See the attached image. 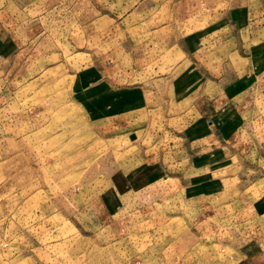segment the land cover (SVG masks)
<instances>
[{"label": "rangeland", "instance_id": "obj_1", "mask_svg": "<svg viewBox=\"0 0 264 264\" xmlns=\"http://www.w3.org/2000/svg\"><path fill=\"white\" fill-rule=\"evenodd\" d=\"M20 1L30 20L0 71V264H264L257 92L216 112L168 1Z\"/></svg>", "mask_w": 264, "mask_h": 264}, {"label": "crops", "instance_id": "obj_2", "mask_svg": "<svg viewBox=\"0 0 264 264\" xmlns=\"http://www.w3.org/2000/svg\"><path fill=\"white\" fill-rule=\"evenodd\" d=\"M19 1L0 0V71L7 68L3 62L6 54L20 52L19 37L24 36L25 22L30 20L23 10L25 2ZM166 1L168 22L185 35L187 44L192 40L196 62H202L211 75L216 112L232 110L233 102L255 91L264 101V0L162 3ZM33 29L35 33L37 29ZM2 81L0 75V85Z\"/></svg>", "mask_w": 264, "mask_h": 264}]
</instances>
